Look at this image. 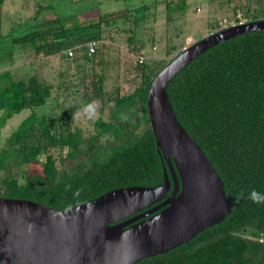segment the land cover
<instances>
[{
    "label": "trees",
    "instance_id": "16d2710c",
    "mask_svg": "<svg viewBox=\"0 0 264 264\" xmlns=\"http://www.w3.org/2000/svg\"><path fill=\"white\" fill-rule=\"evenodd\" d=\"M3 3L0 0V41L5 39ZM61 8L52 4L39 7L24 31L10 35L12 46L30 47L37 57L53 55L59 43L78 35L67 28L68 17L62 15ZM98 12L104 14L100 9ZM257 19H264V11L251 20ZM143 71L141 81L125 94L106 91L104 77L96 75L92 95L102 104L113 102L114 122L98 118L95 138L111 133L114 141L94 145L95 138L90 136L86 149L82 148L83 128L70 126L72 110L57 116L43 112L53 89L51 82L41 74L13 80L10 72H2L0 78L10 80L0 86V127L14 113L23 109L30 112L6 138L7 147L0 148V196L65 209L112 189L161 184L164 159L156 146L146 103L158 71L151 76ZM166 90L179 122L223 180L231 211L220 223L187 243L133 264H264V243L259 241L264 233V204L247 199L252 189L264 193V29L229 38L205 50L173 77ZM143 123L146 126L137 131ZM35 125L40 137L31 145L24 144ZM45 141L67 148L65 158L76 159L75 165L57 169ZM13 144L20 146L15 153L17 164L43 157V172L36 179L27 178L21 183L11 171L2 176ZM241 191L244 198L238 199Z\"/></svg>",
    "mask_w": 264,
    "mask_h": 264
},
{
    "label": "water",
    "instance_id": "95a60500",
    "mask_svg": "<svg viewBox=\"0 0 264 264\" xmlns=\"http://www.w3.org/2000/svg\"><path fill=\"white\" fill-rule=\"evenodd\" d=\"M260 29L264 19L209 33L180 51L153 77L146 103L164 159L161 184L112 189L65 209L0 196V263L133 264L168 252L220 223L231 211L224 182L179 122L166 86L205 50Z\"/></svg>",
    "mask_w": 264,
    "mask_h": 264
},
{
    "label": "rangeland",
    "instance_id": "374dc122",
    "mask_svg": "<svg viewBox=\"0 0 264 264\" xmlns=\"http://www.w3.org/2000/svg\"><path fill=\"white\" fill-rule=\"evenodd\" d=\"M126 1L4 0L2 5L5 39L0 41V74L8 71L13 80L41 74L51 82L53 89L43 112L57 116L64 110H72L70 126L83 128V149L90 143V136L95 138L98 127H94V123L98 118L114 122L113 102L102 104L100 98L92 95V81L96 75L104 77L106 91L119 90L125 94L141 81V70H144V75L151 76L197 39L230 25L251 21L254 16H262L264 11V0ZM49 4L62 7V15L68 17L67 28L77 31L78 35L59 43L57 51L50 56L37 57L30 47L12 46L10 35L24 31L32 22L35 11ZM99 9L104 14L99 15ZM91 37L99 38L102 46L88 56L86 46ZM70 50L72 56L68 54ZM9 80L1 77L0 86ZM87 100L98 105L91 119L83 112ZM29 112L23 109L14 113L0 127V148L7 147L6 138ZM145 126L143 123L137 131ZM39 137L40 132L35 125L23 143L31 145ZM112 141L114 136L104 133L96 137L93 144L103 145ZM45 145L47 153L55 158L57 169L75 165L76 159L65 158L67 148L52 146L47 141ZM9 148L2 176L11 171L22 183L42 174V156L17 164L15 153L20 146L13 144Z\"/></svg>",
    "mask_w": 264,
    "mask_h": 264
},
{
    "label": "clouds",
    "instance_id": "9594fccd",
    "mask_svg": "<svg viewBox=\"0 0 264 264\" xmlns=\"http://www.w3.org/2000/svg\"><path fill=\"white\" fill-rule=\"evenodd\" d=\"M98 108V105L96 102H91L86 105H84V115H86L89 119L93 118L96 114V110ZM73 118H75V114L73 115ZM126 119V117H122ZM244 198V192L241 191L239 194L238 199ZM247 199L251 200L254 204H264V193L257 191L256 189H252L247 194Z\"/></svg>",
    "mask_w": 264,
    "mask_h": 264
},
{
    "label": "built area",
    "instance_id": "2783aa9c",
    "mask_svg": "<svg viewBox=\"0 0 264 264\" xmlns=\"http://www.w3.org/2000/svg\"><path fill=\"white\" fill-rule=\"evenodd\" d=\"M102 46V41L99 38H92L86 46V54L92 56ZM69 56H72V51L68 52ZM142 62V60H140ZM259 241L264 243V233L259 237Z\"/></svg>",
    "mask_w": 264,
    "mask_h": 264
},
{
    "label": "crops",
    "instance_id": "0c3cea01",
    "mask_svg": "<svg viewBox=\"0 0 264 264\" xmlns=\"http://www.w3.org/2000/svg\"><path fill=\"white\" fill-rule=\"evenodd\" d=\"M131 91H132V90H131ZM131 91H130V92H131ZM130 92H127V93H130ZM120 94H122V93L120 92Z\"/></svg>",
    "mask_w": 264,
    "mask_h": 264
}]
</instances>
